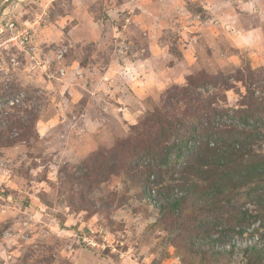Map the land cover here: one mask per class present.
Instances as JSON below:
<instances>
[{"label":"rangeland","instance_id":"obj_1","mask_svg":"<svg viewBox=\"0 0 264 264\" xmlns=\"http://www.w3.org/2000/svg\"><path fill=\"white\" fill-rule=\"evenodd\" d=\"M9 23L28 34L26 52L0 50V264H264L245 254L264 245L253 198L211 196L221 170L190 168L196 142L159 164L138 139L160 132L155 111L205 121L198 100L226 138L250 131L247 97L264 109V0H0V43ZM257 131L222 167L237 185L264 158ZM209 200L257 217L239 235L224 214L204 238L192 221Z\"/></svg>","mask_w":264,"mask_h":264},{"label":"trees","instance_id":"obj_2","mask_svg":"<svg viewBox=\"0 0 264 264\" xmlns=\"http://www.w3.org/2000/svg\"><path fill=\"white\" fill-rule=\"evenodd\" d=\"M191 83L192 79L189 80L188 85L191 86ZM193 87H196L194 83ZM247 89L249 92L250 88L247 87ZM249 97H247L248 100L246 102V106H248V108L243 110L241 114V118L245 122L248 118H255L254 124L250 127L249 132H235V130L229 131L228 134H230V137L226 138L227 136H225V134L217 132L212 126V121L209 117L207 107H205L203 102H200L201 100H198L197 104L199 103L202 105L197 107L194 115L202 117L205 121L195 116L194 121L191 123L186 120L179 119H175L173 121L165 119L159 111H155V115H151V120L152 116L154 117L152 129L157 126L160 132L154 134L152 131L147 132L142 130L138 132V139L140 148L145 149L144 151L146 154H152L154 156V160L158 161L159 164H166L167 157L171 151L177 152L179 149L181 150L182 148H186L189 142H196V147L188 151V155L193 160V165H191L190 168L197 170L199 167L205 169L210 167H220L221 170L220 173L215 175L213 178L214 180L212 184L214 185L215 189H213L210 195L216 196V194H219L221 196L227 193V197L224 198V200L227 202L231 197L235 199L237 196L238 197L236 201H240L241 197L246 200L253 198V202L259 206L260 212H262L261 214L264 217V158H257L258 160L255 159L253 162L246 163L245 167L249 169H243L247 171L245 174L239 175V180L243 183L238 185L235 183V179L237 178L234 175H230L228 173V168H222L224 165H226V167L227 165L232 166L231 169L235 168V165H232L235 164V158L238 157L242 151L249 148V146L252 144L251 137L253 134L258 133V128H263L264 126L263 117L260 115V117L257 118V114H259L261 110L264 111V109L259 108L258 104L255 105L254 101ZM207 102L209 104L212 103L206 101V103ZM214 113L216 112L214 111ZM218 114H220V112ZM165 140L166 142L172 141V143L160 147L161 144L165 143ZM214 140H217V142H220L221 144L217 149L210 148V141ZM235 144L238 145L239 149H235ZM242 158L243 156L241 155V159ZM236 167L237 169L241 168L238 166ZM243 170L238 171L242 173ZM201 174L204 176L205 174L207 176H211L209 175L210 173H206V171H203ZM97 175L101 176V172H99ZM240 190L243 191L241 192ZM240 192L242 194H240ZM177 204L178 202H173L171 204V208H175ZM206 204L207 206L202 209V215H197L196 219L192 221V224H194L197 229L202 230L205 233L204 238L206 235H208L209 229L219 223V220L224 214L231 215L230 212L234 211L232 217L235 225L230 228L229 233L235 232V228L238 227L239 231L237 234L239 235L243 234L244 229L242 227L246 225V222H248L250 218L257 217L251 216L246 210H240L238 208L231 209L226 207V205L220 200H209L206 202ZM192 233L193 231H189L188 228H185L182 231V237L179 236V243L187 240V243H189L190 247L191 239L193 238ZM194 237H197V235ZM179 253L182 254L181 251H179ZM248 253H252L254 259H262L264 257V245L261 249H257L255 246L247 247L245 254ZM246 260L247 261L245 264H252L250 257H248Z\"/></svg>","mask_w":264,"mask_h":264},{"label":"built area","instance_id":"obj_3","mask_svg":"<svg viewBox=\"0 0 264 264\" xmlns=\"http://www.w3.org/2000/svg\"><path fill=\"white\" fill-rule=\"evenodd\" d=\"M7 31L9 32L6 40L0 43V50H9L10 48H18L19 50H23L26 52L27 48V32L26 31H17L13 23H9L6 26ZM14 65H17L16 59L10 60ZM0 70L2 67L0 65Z\"/></svg>","mask_w":264,"mask_h":264},{"label":"crops","instance_id":"obj_4","mask_svg":"<svg viewBox=\"0 0 264 264\" xmlns=\"http://www.w3.org/2000/svg\"><path fill=\"white\" fill-rule=\"evenodd\" d=\"M251 32V31H250Z\"/></svg>","mask_w":264,"mask_h":264}]
</instances>
